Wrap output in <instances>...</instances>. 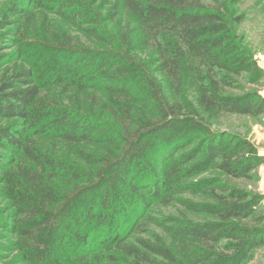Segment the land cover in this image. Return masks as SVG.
I'll use <instances>...</instances> for the list:
<instances>
[{"label":"trees","instance_id":"16d2710c","mask_svg":"<svg viewBox=\"0 0 264 264\" xmlns=\"http://www.w3.org/2000/svg\"><path fill=\"white\" fill-rule=\"evenodd\" d=\"M241 1L12 0L0 69L9 38L23 59L0 78V193L22 262L252 260L264 198L225 177H258L264 157L248 137L213 130L223 115L264 117V97L243 83L257 67L237 33ZM209 169L223 181L192 180ZM189 189L208 197H182ZM174 200L178 213L159 210ZM136 232L146 236L129 242Z\"/></svg>","mask_w":264,"mask_h":264},{"label":"rangeland","instance_id":"374dc122","mask_svg":"<svg viewBox=\"0 0 264 264\" xmlns=\"http://www.w3.org/2000/svg\"><path fill=\"white\" fill-rule=\"evenodd\" d=\"M11 2L12 0H0V16ZM234 8L237 9L238 15L244 16V21L240 24V26L237 27V33L243 41L247 51L252 54L257 67L252 69L249 74L247 73L249 77L245 78L243 83H245L246 88L258 89L260 94L264 97V0H242L239 5ZM127 18L128 17H126V19ZM48 21H52L55 25L60 27L63 26V23L58 15L50 14ZM5 31L6 29L1 30L0 33ZM71 33L73 36H78L80 39L85 40V43L90 45V42L87 40V38L85 39L82 37L81 34L75 29H72ZM2 45V51H4V53L10 54V61L12 63L9 62L2 66L0 69V78L6 69L13 67V61H19V59H23L19 54H17L18 48L20 46V40L18 37H15V39L9 38ZM33 56H31L28 60L26 59V61H33ZM102 100L103 98H100V103H102ZM213 130L228 133H238L248 137L256 144V146H258L260 155L264 157V117L257 119L243 115H223L216 121V123H214ZM86 149L93 150L94 146H86ZM213 177L219 178L223 181V178L218 176L214 169L205 170L196 175L192 180L197 181L200 179L203 180L205 178ZM225 179L229 183L240 187L248 186L250 188H256V190L264 198V163L258 168V177H244L243 179H228L225 177ZM175 197L179 196L175 195ZM182 197H187L196 201H203L208 197V195L206 192H204V190L198 189L192 191L189 189L186 190V193ZM8 205V201L0 193V264H25L22 262L21 258L18 235L14 233V229L12 228V222H14V220H12V210H10V206ZM262 205L264 206V199L262 201ZM180 208L181 207L179 203L174 200L168 205L160 207L159 210L165 214H176L181 210ZM259 217L261 219L256 220V218ZM256 218L255 221L250 223V225L263 227L264 210L259 215H257ZM129 234L130 232L128 233V236ZM105 236L106 232L102 230L99 238L96 240V244L93 246L95 248L93 249L94 252H103L105 250L106 247H103L102 242L103 237ZM140 236L145 237L146 235L144 236V234L136 232L128 238V241H134L135 237ZM70 246L69 244H66V247L69 251L68 253H71V255L75 256H84V253L80 252V249L84 247L83 245H77L75 247ZM247 264H264V245L255 250L252 260H250Z\"/></svg>","mask_w":264,"mask_h":264}]
</instances>
